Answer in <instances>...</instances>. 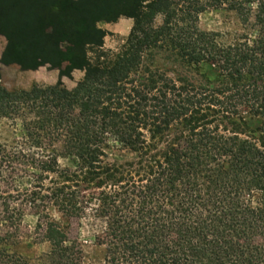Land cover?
Segmentation results:
<instances>
[{
  "label": "trees",
  "instance_id": "trees-1",
  "mask_svg": "<svg viewBox=\"0 0 264 264\" xmlns=\"http://www.w3.org/2000/svg\"><path fill=\"white\" fill-rule=\"evenodd\" d=\"M209 2L0 0V62L59 74L51 86H0V120L22 132L13 147L0 143V264L12 261L2 246L21 207L47 199L72 215L85 197L105 222L104 264H264V0L253 1L255 40L225 47L198 16L227 5L246 22L242 4ZM120 18L132 20L121 53L91 64L87 52L106 36L98 24ZM73 71L83 77L68 90L60 79ZM109 142L132 159L110 158ZM57 144L75 170L59 171ZM63 231L47 225L52 254L74 264Z\"/></svg>",
  "mask_w": 264,
  "mask_h": 264
},
{
  "label": "rangeland",
  "instance_id": "rangeland-1",
  "mask_svg": "<svg viewBox=\"0 0 264 264\" xmlns=\"http://www.w3.org/2000/svg\"><path fill=\"white\" fill-rule=\"evenodd\" d=\"M200 1L206 4L210 3L209 0ZM233 1L242 4V12L245 14L246 22L239 20L236 12L229 10L227 5L220 9L208 6L198 16V29L203 32L214 33L217 36V42L223 47L235 44L240 38H245L251 44L256 38L255 4L257 0ZM124 22V19H121L114 24H98L106 36L100 49L87 52V58L91 64L94 65L97 62L101 65L103 62L106 63L105 61H111L118 53H121L132 25V23L127 22L126 27H124ZM159 23H161V19L156 21V25ZM5 45L6 39L0 35V60ZM155 65L172 78H176V74L180 71L177 65L164 62L160 58L155 59ZM58 75V71L47 66L33 71H22L17 65L5 66L0 62V86L8 91L27 90L34 84L51 86L58 81ZM82 77L83 72L73 71L69 77H62L60 80L68 90H71ZM247 122L252 129L259 126L257 122ZM21 140L22 132L18 123L0 120L1 144L13 147ZM109 148L110 150L106 151L107 154L116 161L130 160L133 157V155L121 151L112 142H109ZM59 153L60 145L57 144L55 155H57L59 171L75 170L76 160L72 157L58 156ZM50 179L57 181V176L51 175L44 182L46 187L51 186ZM87 198L79 200V202H83L77 205L72 215L63 213L60 208L52 205L47 199L40 203L38 209L28 208V206L21 207L24 212L21 223L16 230L17 235H14L5 246H2L5 248L2 249L4 254L12 259L8 264H58L55 255L52 254L50 240L46 234L47 225L50 224L64 229L65 245L69 246L70 242L75 243L76 250L79 252H77L78 260L74 264H104L105 248L97 245L96 240L97 237L102 236L105 222L97 211L98 202L96 200L87 201ZM258 199L259 193H253L250 196V203L253 207ZM13 205L16 208L20 206L19 202ZM0 253H2L1 249Z\"/></svg>",
  "mask_w": 264,
  "mask_h": 264
},
{
  "label": "crops",
  "instance_id": "crops-1",
  "mask_svg": "<svg viewBox=\"0 0 264 264\" xmlns=\"http://www.w3.org/2000/svg\"><path fill=\"white\" fill-rule=\"evenodd\" d=\"M121 19H124V21H125V22L123 23V25L125 24L124 27H126V23H127V22L130 23V24L132 23V20H131V19H126V18H121ZM121 19H119V20H121ZM119 20H118V21H119ZM118 21H117V22H118ZM115 23H116V22H115ZM113 24H114V23H113ZM131 27H132V25H131ZM119 28H120V26H119ZM122 29H123V28H122ZM130 29H131V28H130ZM128 30H129V28H128ZM128 32H129V31H128ZM128 34H129V33H128ZM103 43H104V42H103Z\"/></svg>",
  "mask_w": 264,
  "mask_h": 264
}]
</instances>
